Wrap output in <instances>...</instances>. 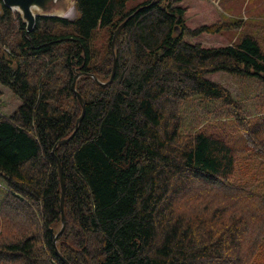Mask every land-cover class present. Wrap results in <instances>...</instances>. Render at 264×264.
<instances>
[{"label":"trees","instance_id":"obj_1","mask_svg":"<svg viewBox=\"0 0 264 264\" xmlns=\"http://www.w3.org/2000/svg\"><path fill=\"white\" fill-rule=\"evenodd\" d=\"M127 1L74 0V18L37 16L28 34L0 1V84L21 100L0 111V264H65L50 232L61 227L51 151L81 113L78 72L85 112L54 149L60 254L70 264H264V111L245 114L216 81L264 83V18L226 43L221 20L193 6L206 0ZM192 99L236 122L238 153L223 137L183 132Z\"/></svg>","mask_w":264,"mask_h":264},{"label":"rangeland","instance_id":"obj_2","mask_svg":"<svg viewBox=\"0 0 264 264\" xmlns=\"http://www.w3.org/2000/svg\"><path fill=\"white\" fill-rule=\"evenodd\" d=\"M144 0H128L125 9L128 10ZM202 4L195 3V9L206 17L207 23L221 20L226 26L220 34L226 43L235 42L243 33H255L261 26L264 18V0H206ZM67 9L62 14L68 13V18H74V0H67ZM204 7L202 8V6ZM202 8V10H200ZM202 12L204 14H202ZM238 22L239 28H235L233 23ZM209 34L203 36V40L211 43L215 39L210 38ZM261 37V34H258ZM104 35L98 38L99 43L104 41ZM216 40H219L216 38ZM264 48V45H263ZM217 82L223 84L231 94L239 100L244 108L245 114L257 115L259 111H264V83L253 79H243L227 73H220ZM0 111L3 115H10L21 100L11 90L0 84ZM183 132H193L195 129H202L213 136L225 138L237 153L239 148L244 145L245 136L238 130L239 126L227 112L219 105L214 103L203 106L198 99L185 102L183 109ZM0 186L4 183L0 180Z\"/></svg>","mask_w":264,"mask_h":264},{"label":"water","instance_id":"obj_3","mask_svg":"<svg viewBox=\"0 0 264 264\" xmlns=\"http://www.w3.org/2000/svg\"><path fill=\"white\" fill-rule=\"evenodd\" d=\"M4 6L9 7L13 10H16L20 13L22 20L26 24V34L29 33L30 30L33 29L35 26V20L37 16H61V17H67L65 14H62L63 11L67 9L68 2L67 0H0ZM68 18V17H67ZM126 21V20H125ZM125 21L120 23L117 28L113 31L112 38H111V49L112 52L114 53L115 49V40L117 37V34L119 31L122 29V27L125 24ZM116 59L115 57L113 58V65H112V73L110 75V78L107 82H110L113 78L114 70H115V65H116ZM85 73L78 72L72 81L71 84V89L75 93L76 98L78 102L80 103L81 106V113L76 119L75 122V127L73 132L68 135L67 137L60 139L57 143H55L51 154L54 156L56 164H57V169H58V174H59V180H60V188H61V195H60V213H61V227L57 232H53V229L50 228V232L52 235V241H53V246L55 247L56 253L60 256V258L63 260L65 264H70L67 259H65L58 249L56 248V241L58 237L61 235L64 225H65V213H64V181H63V176H62V169L61 165L59 163L58 157L55 154V147L58 144H65L68 142V140L73 136L75 133L79 122L83 118L84 112H85V99L81 96V94L76 90L75 88V79ZM88 74V73H87ZM91 76L97 80V78L91 74ZM98 81V80H97ZM99 82V81H98ZM102 83V82H100Z\"/></svg>","mask_w":264,"mask_h":264},{"label":"bare ground","instance_id":"obj_4","mask_svg":"<svg viewBox=\"0 0 264 264\" xmlns=\"http://www.w3.org/2000/svg\"><path fill=\"white\" fill-rule=\"evenodd\" d=\"M68 13H69V12H67V13L65 14L67 17H68Z\"/></svg>","mask_w":264,"mask_h":264}]
</instances>
